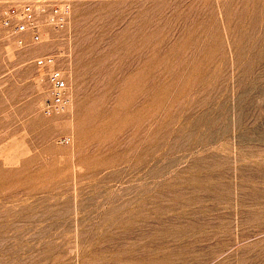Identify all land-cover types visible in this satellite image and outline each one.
Masks as SVG:
<instances>
[{
	"label": "rangeland",
	"instance_id": "374dc122",
	"mask_svg": "<svg viewBox=\"0 0 264 264\" xmlns=\"http://www.w3.org/2000/svg\"><path fill=\"white\" fill-rule=\"evenodd\" d=\"M22 1L0 0V263L264 264V0H47L66 28L19 45Z\"/></svg>",
	"mask_w": 264,
	"mask_h": 264
},
{
	"label": "built area",
	"instance_id": "2783aa9c",
	"mask_svg": "<svg viewBox=\"0 0 264 264\" xmlns=\"http://www.w3.org/2000/svg\"><path fill=\"white\" fill-rule=\"evenodd\" d=\"M68 2L47 0L22 1L6 5L2 10L1 23L19 45H25L27 35L31 43H39L43 37V27L65 29L70 18ZM36 66L46 71L49 98L43 105V113L51 116L65 111L68 103V83L65 74L56 64L52 54L39 56ZM70 138H64L69 142Z\"/></svg>",
	"mask_w": 264,
	"mask_h": 264
},
{
	"label": "bare ground",
	"instance_id": "6f19581e",
	"mask_svg": "<svg viewBox=\"0 0 264 264\" xmlns=\"http://www.w3.org/2000/svg\"><path fill=\"white\" fill-rule=\"evenodd\" d=\"M102 100H103V99H102ZM99 103H100V102H99ZM95 104H96V103H95ZM97 104H98V103H97ZM100 105H101V104H100ZM100 105H99V107H100ZM89 107H90V106H89ZM93 107H94V106H93ZM97 107H98V106H97ZM99 107H98V108H99ZM100 108H101V107H100ZM99 110H101V109H99ZM90 111H91V109H90ZM90 111H89V112H90ZM89 114H91V113H89ZM92 114H93V113H92ZM86 116H87V115H86ZM89 117H90V116H89ZM90 118H91V119H88V120H87L88 123L91 122V120H92L93 117H90ZM83 121H84V120H83ZM81 122H82V119L80 120V124H81ZM82 125H83V124H82ZM89 125H90V124H89ZM79 127H80V126H79ZM3 227H4V226H3ZM0 229H1V228H0ZM0 232H1V231H0ZM20 232H21V231H20ZM5 233H6V232H5ZM5 233H4V234H5ZM1 234H2V232H1ZM15 234H16V233H15ZM16 235H18V234H16ZM16 237H17V236H16ZM21 238H22V237H21ZM4 240H5V239H4ZM19 241H20V240H19ZM0 242H1V241H0ZM4 242H5V241H3V243H4ZM0 247H1V246H0ZM21 247H22V246H21ZM5 249H7V248H4V250H3V248H0V252H3V251L5 252ZM15 249H16V248H15ZM13 250H14V249H13ZM19 250H20V249H19ZM11 251H12V250H11ZM15 252H16V250H15ZM17 252H18V250H17ZM17 252H16V253H17ZM17 255H18V254H17ZM4 261H5V260H4ZM7 262H8V261H7ZM5 263H6V262H5ZM152 263H153V262H152ZM155 263H156V262H155ZM155 263H153V264H155ZM159 263H160V262H159ZM161 263H163V262H161ZM0 264H4V263L2 262V263H0Z\"/></svg>",
	"mask_w": 264,
	"mask_h": 264
}]
</instances>
